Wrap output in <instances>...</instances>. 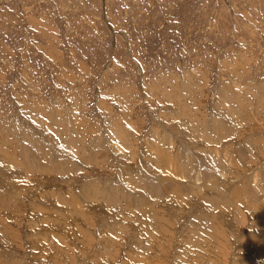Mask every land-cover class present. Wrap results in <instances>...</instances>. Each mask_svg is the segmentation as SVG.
Segmentation results:
<instances>
[{
    "label": "rangeland",
    "instance_id": "374dc122",
    "mask_svg": "<svg viewBox=\"0 0 264 264\" xmlns=\"http://www.w3.org/2000/svg\"><path fill=\"white\" fill-rule=\"evenodd\" d=\"M0 264H264V0H0Z\"/></svg>",
    "mask_w": 264,
    "mask_h": 264
},
{
    "label": "bare ground",
    "instance_id": "6f19581e",
    "mask_svg": "<svg viewBox=\"0 0 264 264\" xmlns=\"http://www.w3.org/2000/svg\"><path fill=\"white\" fill-rule=\"evenodd\" d=\"M235 106V105H234ZM231 107V106H230ZM229 113V112H228ZM182 114V113H181ZM186 116V115H185ZM215 117V116H214ZM230 118V117H229ZM216 120V119H215ZM220 122V120H218V121H214V123H219ZM211 126V125H210ZM189 127V126H188ZM192 130V129H191ZM183 131V130H182ZM195 131V130H194ZM184 132V131H183ZM190 133V132H189ZM191 136V135H190ZM167 137V134H164L163 136H161L160 138L161 139H163V140H161V141H165V138ZM193 137H195V136H193ZM64 138L66 139V143H68L70 146H75L74 145V142H75V140H74V138H68L66 135L64 136ZM65 139H64V141H65ZM157 140V139H156ZM83 139H82V141H81V144H82V146H83ZM195 141V140H194ZM199 141H202L201 140V138H200V140ZM157 142H158V140H157ZM193 143H195V142H193ZM201 144V143H200ZM203 144V143H202ZM201 144V145H202ZM77 145V144H76ZM157 145V144H156ZM204 145V144H203ZM163 146H164V144H163ZM169 146H170V143H169ZM168 146V147H169ZM173 146V145H172ZM215 146V145H214ZM84 147L85 148H90L86 143H85V141H84ZM167 147V146H166ZM168 147L166 148V150L168 149ZM170 148H173V147H171L170 146ZM188 149L190 148V146L189 147H187ZM187 148H184V149H187ZM199 148H201V146L199 145ZM206 148V147H205ZM212 148V147H211ZM160 148H158V150H159ZM163 149V148H162ZM175 149V148H174ZM202 149V148H201ZM177 150V149H176ZM213 150V149H212ZM165 151V150H164ZM158 152V151H157ZM167 152V157H165L166 158V160H167V158L169 159V160H172L173 161V164H174V166L176 167V169L179 171V169H181V171H183L184 172V167H183V165L184 164H186L185 162H183V159H181L180 157H183L184 156V152H185V150H178V152L176 151H173V150H167L166 151ZM161 153V152H160ZM158 155V154H157ZM162 156H165V154H164V152H162V154H161ZM160 156V155H159ZM178 157L181 159L180 160V162L182 163V164H178V165H176L175 163H174V161H175V159L177 158L178 159ZM2 159H4L3 161H2ZM5 160H7V159H5V157L4 158H1V163H4L5 164ZM179 162V161H178ZM220 162V161H219ZM177 163V162H176ZM86 164V163H85ZM222 164V163H221ZM180 165V166H179ZM181 165H182V167H181ZM200 167H199V169L197 170V171H194V170H189V169H187V171L188 172H190L189 174H188V176L190 177L189 178V186L191 187V186H193L194 187V185L196 186V189L197 190H201V189H204L203 188V185H197L196 183L198 182V181H200L201 180V175H202V173L200 172V169H201V164H198ZM1 166H3V165H1ZM188 168V167H187ZM192 173H194L195 175H192ZM180 174V173H179ZM203 176V175H202ZM254 179V178H253ZM193 180H195V183L193 182ZM244 183V182H243ZM194 184V185H193ZM248 184V183H247ZM256 184V183H255ZM205 187V186H204ZM188 188V187H187ZM187 188L185 189L186 191H190L189 189L187 190ZM246 188V187H245ZM190 189H192V188H190ZM83 190H85L86 192H88V193H92V194H95V191L97 192V193H99V194H101L100 193V191H97L94 187L93 188H90V187H88V188H86V189H83ZM195 190V189H194ZM180 191H181V189H180ZM198 192V191H197ZM249 192H251V190L249 189ZM255 192V191H254ZM186 193V192H185ZM202 195V194H201ZM194 196V195H193ZM73 197H75V196H73ZM72 197V198H73ZM88 197H93V199L95 198V195H89ZM182 197V196H181ZM194 199V198H193ZM260 199V198H259ZM66 199H61V201L63 202V201H65ZM76 199H74V201H75ZM90 200V199H89ZM72 201H73V199H72ZM91 201V200H90ZM93 201V200H92ZM67 202V201H66ZM72 202L70 201L69 203H68V205H70ZM260 203V202H259ZM92 205H94V204H92ZM79 214V213H78ZM207 215H209V219H210V217H212L211 215H210V213L209 214H207ZM79 216V215H78ZM224 217V216H223ZM154 218V217H153ZM206 218V217H205ZM208 218V217H207ZM208 219V220H209ZM207 220V221H208ZM210 221V220H209ZM71 228V227H70ZM71 230H73V229H71ZM70 231V230H69ZM78 231V230H77ZM77 234V233H76Z\"/></svg>",
    "mask_w": 264,
    "mask_h": 264
}]
</instances>
